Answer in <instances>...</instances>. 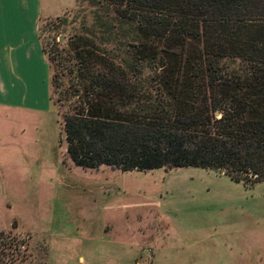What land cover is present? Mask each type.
<instances>
[{
	"label": "trees",
	"instance_id": "16d2710c",
	"mask_svg": "<svg viewBox=\"0 0 264 264\" xmlns=\"http://www.w3.org/2000/svg\"><path fill=\"white\" fill-rule=\"evenodd\" d=\"M77 1L97 34L66 73L72 103L56 110L73 166L264 183V0ZM11 233L0 232V264L21 255Z\"/></svg>",
	"mask_w": 264,
	"mask_h": 264
},
{
	"label": "rangeland",
	"instance_id": "374dc122",
	"mask_svg": "<svg viewBox=\"0 0 264 264\" xmlns=\"http://www.w3.org/2000/svg\"><path fill=\"white\" fill-rule=\"evenodd\" d=\"M42 4L40 42L52 105L43 114H28L27 122L12 112L7 120L0 117V151L8 149L20 161L0 166V227L17 220L25 231H12L11 238L23 246L20 257L5 264L152 259L155 234L168 228L167 241L179 242L188 224L209 234L204 253L217 263H227L229 244L240 245L232 252L242 264H264V183L247 190L202 169L122 173L108 167L83 170L66 159L56 110L64 112L72 103L66 73L82 40L97 28L85 3Z\"/></svg>",
	"mask_w": 264,
	"mask_h": 264
},
{
	"label": "crops",
	"instance_id": "0c3cea01",
	"mask_svg": "<svg viewBox=\"0 0 264 264\" xmlns=\"http://www.w3.org/2000/svg\"><path fill=\"white\" fill-rule=\"evenodd\" d=\"M0 12L3 13L5 22L0 39V117L7 120L10 118L7 113L12 112L18 114L19 122H27L32 118L28 114H43L51 106L49 66L39 39V24L43 15L42 0H0ZM19 164L16 154L8 149L0 151V166H20ZM186 228L179 242L167 241L168 228L162 229L160 235L155 234L152 259L139 258L132 263L117 259L111 262L219 264L204 253L209 251V245L204 242L209 234L199 227L189 229V224ZM106 229L112 231L113 228L107 226ZM9 231L25 233L17 220L8 222L6 227H0V232ZM224 250L229 253L227 263L224 264H242L240 256L232 252L240 250V245L228 244Z\"/></svg>",
	"mask_w": 264,
	"mask_h": 264
},
{
	"label": "snow or ice",
	"instance_id": "6c2138e0",
	"mask_svg": "<svg viewBox=\"0 0 264 264\" xmlns=\"http://www.w3.org/2000/svg\"><path fill=\"white\" fill-rule=\"evenodd\" d=\"M4 17H3V13L0 12V39H2L3 36V32H4Z\"/></svg>",
	"mask_w": 264,
	"mask_h": 264
}]
</instances>
